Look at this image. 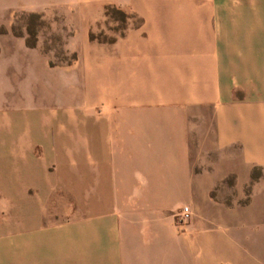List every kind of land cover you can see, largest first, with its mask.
Listing matches in <instances>:
<instances>
[{"label": "crops", "instance_id": "crops-1", "mask_svg": "<svg viewBox=\"0 0 264 264\" xmlns=\"http://www.w3.org/2000/svg\"><path fill=\"white\" fill-rule=\"evenodd\" d=\"M149 5L84 98L16 95L0 67V264H207L206 224L176 210L254 168L264 216V0H183L180 30Z\"/></svg>", "mask_w": 264, "mask_h": 264}, {"label": "rangeland", "instance_id": "rangeland-1", "mask_svg": "<svg viewBox=\"0 0 264 264\" xmlns=\"http://www.w3.org/2000/svg\"><path fill=\"white\" fill-rule=\"evenodd\" d=\"M121 1L54 0L40 7L19 8L6 7L5 0H0V67H9L15 94L52 100L73 93L86 97L88 64L101 67L105 58H117L121 40L142 25L151 2L167 29L180 30L184 24L183 0H127L131 2L127 6ZM162 1H175L181 8L166 9L159 5ZM106 86V94L114 97L117 81ZM259 172L254 168L248 181L228 174L210 190L205 214H192L184 224L177 213L189 204L177 208L176 224L182 228L195 219L206 224L203 256L207 264H264L262 199L247 207Z\"/></svg>", "mask_w": 264, "mask_h": 264}, {"label": "built area", "instance_id": "built-area-1", "mask_svg": "<svg viewBox=\"0 0 264 264\" xmlns=\"http://www.w3.org/2000/svg\"><path fill=\"white\" fill-rule=\"evenodd\" d=\"M178 220L181 224L191 219L192 211L188 205H183L177 213Z\"/></svg>", "mask_w": 264, "mask_h": 264}]
</instances>
